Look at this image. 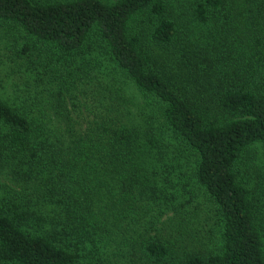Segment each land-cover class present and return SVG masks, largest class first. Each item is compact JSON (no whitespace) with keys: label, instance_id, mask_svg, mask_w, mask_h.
<instances>
[{"label":"trees","instance_id":"obj_1","mask_svg":"<svg viewBox=\"0 0 264 264\" xmlns=\"http://www.w3.org/2000/svg\"><path fill=\"white\" fill-rule=\"evenodd\" d=\"M2 30L41 57L0 95V264H264V0H0Z\"/></svg>","mask_w":264,"mask_h":264},{"label":"rangeland","instance_id":"obj_2","mask_svg":"<svg viewBox=\"0 0 264 264\" xmlns=\"http://www.w3.org/2000/svg\"><path fill=\"white\" fill-rule=\"evenodd\" d=\"M109 1H114V0H109ZM14 35H17L16 38L14 37ZM0 37H2L0 39V85L2 86L1 90L3 89L6 91V94L1 93L0 95L2 96V98L6 97L7 95H9V98H12L13 91L17 90V87L25 85L26 83L25 79H27L26 76L28 75V72H26L27 68L33 69L28 63L29 60L27 61L26 59L30 58L31 60L34 61L35 63L34 66H37L36 63L38 59H40L39 57L41 56L39 52L37 53V51H33L32 56H30L29 58L26 57L25 55H23L24 59L20 58L21 48L24 47L25 43L28 44L29 42L24 34H19V32L16 33V32H11V31L8 32L2 30L0 32ZM34 66L32 65V67ZM12 69H14V71L17 72L20 69L22 72H18L19 73L18 75H12L10 72ZM29 80L30 83L33 82L31 79ZM10 84H12V87ZM199 195H200L199 198L198 199L196 198V200L203 203L206 209L208 210L211 209L213 211L214 210L213 204L207 201L206 196L202 194ZM209 221L213 222L212 220Z\"/></svg>","mask_w":264,"mask_h":264}]
</instances>
